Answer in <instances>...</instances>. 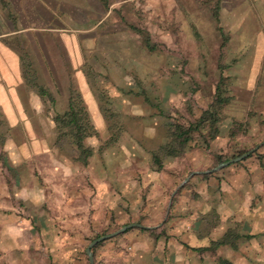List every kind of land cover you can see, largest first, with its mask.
<instances>
[{
	"label": "crops",
	"instance_id": "0c3cea01",
	"mask_svg": "<svg viewBox=\"0 0 264 264\" xmlns=\"http://www.w3.org/2000/svg\"><path fill=\"white\" fill-rule=\"evenodd\" d=\"M103 6L102 0H0V112L8 126L25 120L20 89L38 101L35 106L43 97L68 102L71 90L88 109L95 131V147L85 157L72 141L75 154L58 152L55 125L52 141L13 144L20 157L45 147L53 154L50 168L41 172L44 182L34 184L32 193L38 209L45 203L48 212L34 216L30 237L3 236L8 239L0 241V264H88L87 243L128 223L140 226L100 241L92 249L93 264H264V144L240 161L210 173L195 172L179 185L188 173L225 161L227 138L199 139L198 129L191 128L183 134L189 137L180 151L158 153L157 166L152 154L172 145L173 129L195 122L168 121L166 102L159 120L148 127L138 130L137 124L126 138L120 127L98 143L102 114L87 82L82 58L87 44L79 40L99 39ZM88 50L95 58L97 49ZM218 70L217 82L222 77L225 83L228 75ZM69 74L76 85L60 89L57 83L71 81ZM104 144L112 148L110 154L102 152ZM140 162L147 165L139 167Z\"/></svg>",
	"mask_w": 264,
	"mask_h": 264
},
{
	"label": "rangeland",
	"instance_id": "374dc122",
	"mask_svg": "<svg viewBox=\"0 0 264 264\" xmlns=\"http://www.w3.org/2000/svg\"><path fill=\"white\" fill-rule=\"evenodd\" d=\"M102 1L103 20L97 29L101 36L97 32L95 43L79 40L87 44L82 56L87 82L98 96L94 100L102 114L98 143L108 133H118L120 127L121 137L126 138L137 124L142 130L159 120L162 102L171 113L167 120L184 125L196 121L205 110L214 111L217 120L211 122L213 117L208 119L207 115L198 137H226L224 159L264 140V0ZM90 48L93 53L97 49L95 58L88 56ZM258 61L261 65L256 68L253 63ZM219 68L228 75L220 95L231 96L220 106L210 107L217 97ZM64 70L69 72L66 65ZM67 77L71 78L70 74ZM57 84L64 90L76 82L71 78ZM20 90L24 122L9 127L0 112V241L8 239L5 235L21 240L30 237L34 216L48 212L45 203L38 209L39 202L32 193L34 184L44 182L41 172L50 168L53 154L45 147L43 152L20 157L13 144L33 138L52 141L55 125L58 152L76 153L71 130L60 122L67 100L43 97L35 106L38 101L30 92ZM42 93L46 95V91ZM71 102L78 104L75 97ZM84 110L89 116L88 109ZM94 136L85 137L83 144L93 149ZM105 146L102 152L110 154L112 148ZM5 221H10L6 228Z\"/></svg>",
	"mask_w": 264,
	"mask_h": 264
},
{
	"label": "trees",
	"instance_id": "16d2710c",
	"mask_svg": "<svg viewBox=\"0 0 264 264\" xmlns=\"http://www.w3.org/2000/svg\"><path fill=\"white\" fill-rule=\"evenodd\" d=\"M222 80H223V78L219 77L218 82L215 86V93L217 94V97L209 105L210 107H213V106L218 107L221 104H223L225 101H227L228 97H221L220 96V93L222 92L221 86H223ZM38 90H39L40 94H43L42 91H40V90H42L41 88H38ZM70 94H71V96L68 98V102H67V110L62 113V118L60 119V122H63L64 123L63 125L67 126L71 130L72 142L74 143L75 148L77 149L78 153H80L82 156L85 157V156H88L91 151H90V148L88 146H84L83 139L87 136L94 135L95 131L93 129L92 124H90L88 121V119H90V118L87 115L86 111L84 110L85 107L83 106L82 101L79 98V96L77 95V93H74L73 91L70 90ZM72 97H75L78 100L77 105H75L71 102ZM209 112H210V110L203 111L200 114V116L198 117V119L195 122H193L192 125H189L185 129H182L181 127H175V128L173 127L174 129L170 133V142L172 143V145L168 144V146L159 147L157 152H154L152 154V160L155 163L158 161L157 156H158V153L160 151H162V152L164 151L168 154L170 152H172L174 154V151L176 148L178 151H180L182 149L184 142H186V140L189 137V136L183 137V134L189 132V130L191 128L193 130L199 129L200 126L204 123V121H207V118L209 119V118L213 117L211 119V122H215L217 120L216 113L214 111H212L211 113H209ZM206 116H207V118H205ZM58 125H59V123H58ZM209 126H211V125H208V127ZM179 138H181V139H179ZM177 139H179V140L176 142L177 146H175L176 144L174 145L173 142H175V140H177ZM243 152H241V153H243ZM232 157H235V156L232 155ZM220 161L221 160H217L216 163L220 162ZM156 165L159 166L158 162L156 163ZM97 244H95L92 247V249Z\"/></svg>",
	"mask_w": 264,
	"mask_h": 264
},
{
	"label": "water",
	"instance_id": "95a60500",
	"mask_svg": "<svg viewBox=\"0 0 264 264\" xmlns=\"http://www.w3.org/2000/svg\"><path fill=\"white\" fill-rule=\"evenodd\" d=\"M262 143H264V140L262 142H260V143H257L252 148H250L247 151L241 153L240 155H237V156H235V157H233L231 159L225 160V161L218 162L216 165H214L213 167H211V168H209L207 170H203V171H192V172L188 173L187 177H185L181 181V183L179 185L185 183L187 181L188 177L190 175H192L193 173H195V172H198V173H210V172L216 171V170H218V169H220V168L228 165L229 163H233V162H237V161L242 160L243 158H245L246 156H248L251 152H253L254 150H256L257 147L259 145H261ZM136 226L139 227L140 225L138 223H128V224L122 225L121 227L115 229L114 231H111V232L106 233V234L98 235V236L94 237L93 239H91L87 243V245H86V247L84 249V253L86 255L88 264H93V257H92V250L91 249H92V247L95 244H97L98 242L103 241L105 239L111 238V237H113V236H115V235H117L119 233H122L123 231H125L128 228L136 227Z\"/></svg>",
	"mask_w": 264,
	"mask_h": 264
}]
</instances>
